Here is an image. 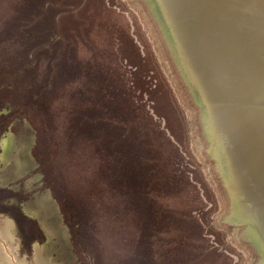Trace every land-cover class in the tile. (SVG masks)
Instances as JSON below:
<instances>
[{"label": "rangeland", "instance_id": "1", "mask_svg": "<svg viewBox=\"0 0 264 264\" xmlns=\"http://www.w3.org/2000/svg\"><path fill=\"white\" fill-rule=\"evenodd\" d=\"M20 2L0 0V33ZM62 3L74 0H51L53 5ZM75 14L60 23L58 18L53 21L59 23L53 28L55 48L73 46L71 54L65 50L58 56L74 62L76 70L39 101L45 112L29 99L37 86V65L30 75L21 73L14 92L15 80L11 86L10 79L16 72L1 63L0 75L9 73L5 81L11 86L2 101L13 107V113L0 108L1 118L12 117L0 140V188L6 190L8 201L19 203L21 222L11 211L0 212V264H126L139 258L135 214L119 207L108 191L104 154L96 152L91 140L71 137L76 113L103 110L108 100L120 104L129 120L152 118L171 143L165 159L172 154L173 164L167 168L176 170L164 168V160L161 175L173 178L165 184L159 179V190L151 198L157 206L168 202L172 209L157 220L163 239L151 254L154 263L191 260L193 253L182 244L196 242L191 224L182 219L188 215L201 222L209 248L192 264H255V252L242 238V229L226 221L228 200L202 150L187 93L139 0H89ZM50 20V14L44 18L49 28ZM56 57L49 56L51 61ZM39 60L38 65L49 62L41 55ZM98 91L105 94L100 97ZM132 103L139 109L136 113ZM107 110L105 115L111 116ZM106 159L110 162L111 156Z\"/></svg>", "mask_w": 264, "mask_h": 264}, {"label": "water", "instance_id": "2", "mask_svg": "<svg viewBox=\"0 0 264 264\" xmlns=\"http://www.w3.org/2000/svg\"><path fill=\"white\" fill-rule=\"evenodd\" d=\"M139 2L187 93L226 221L264 264V0Z\"/></svg>", "mask_w": 264, "mask_h": 264}, {"label": "trees", "instance_id": "3", "mask_svg": "<svg viewBox=\"0 0 264 264\" xmlns=\"http://www.w3.org/2000/svg\"><path fill=\"white\" fill-rule=\"evenodd\" d=\"M88 1L74 0L73 4L53 5L51 0H21L16 6V15L7 22L8 26L4 29L5 31L0 33V72L3 69L2 64H8L11 67L9 69L12 71L11 73L16 72L10 79L11 86L12 81L15 80V84L12 86L14 92H17L18 87H20L21 73L30 75L37 65L35 78L37 86L35 93L29 97L31 103L38 104L37 109H42L45 112L39 105V101L47 93H54L57 89L56 84L64 80L65 77L74 76L73 70H76L74 62L69 63L62 56H58L65 50L71 54L73 46L66 48L65 44H61L55 48L57 43L54 40L57 35L53 28L59 25L61 20L67 19L69 15H76L77 11L86 7ZM101 7L106 9L103 1H101ZM49 14L52 24L50 28L44 22V18ZM55 18H58L57 21H59L56 25L53 23ZM75 19L81 20L77 17H74ZM40 55L49 59L48 64L38 65ZM50 55L57 57L51 61ZM73 58L75 59L76 56L74 55ZM8 75L10 74L8 73ZM8 75L5 72L0 75V108L4 106L6 113L11 116L13 107L4 104L2 101V97L4 98L11 88L10 84L5 81L9 77ZM97 93L100 97L105 94L102 91ZM118 93L116 92V94ZM129 93L126 90L125 94L129 95ZM78 94L77 91L76 98ZM132 104L130 106L131 111L135 113L139 111L137 105ZM107 108L111 109V116L105 115L108 112ZM176 115L178 117L177 112ZM150 119L152 118L144 116L141 122L133 118L129 120L127 114L122 115L120 104L117 102L110 104L108 100L103 110L94 109L93 114L86 111L83 113L82 110H79L75 115L71 133L72 139L77 137L91 140L95 143L96 152L104 154L106 171L103 175L105 174L104 177L107 178L106 172L109 171L110 177L107 185L108 191H112L116 200L119 201V204L116 203L119 207L135 214V223L139 227L137 230L139 231V239L135 251L138 252L139 258L126 264H155V259L151 254L154 253L155 246L161 244L159 242H162L163 239L157 220L162 219V216L167 213H172L168 202H165L166 206L162 207L157 206L156 202L151 199L155 195V190H159V179H162L165 184L173 178V175H161L164 160L166 161L164 168L169 170H176V168H167L173 164L171 161L172 154L165 159V152L166 150L170 151L168 146L171 143L166 139L160 125L157 123L154 127ZM11 122L12 117L8 119L0 117V140L2 134L9 130ZM153 134H157L158 137L154 138ZM173 154L177 156L176 161L178 163L180 160L178 154L175 151ZM107 156H111L110 162L107 161ZM113 190H116V193ZM18 207L19 203L8 201L6 190L0 188V212L11 211L14 220L19 223L21 222L20 216L16 212ZM178 212L180 214L179 210ZM182 219L191 224L190 234L194 235V241H196L195 243L192 240L190 242L182 241V244L188 245L185 249L189 248L190 252L193 253L188 262V264H192L208 253L209 248L204 243L205 238L202 235L203 228H201L203 226L197 216L187 215ZM70 226L73 230H78V226Z\"/></svg>", "mask_w": 264, "mask_h": 264}]
</instances>
